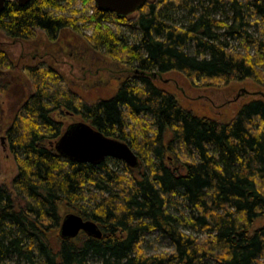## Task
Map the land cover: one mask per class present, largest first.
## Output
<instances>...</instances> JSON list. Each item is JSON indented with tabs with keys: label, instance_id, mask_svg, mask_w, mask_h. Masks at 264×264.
I'll return each instance as SVG.
<instances>
[{
	"label": "trees",
	"instance_id": "1",
	"mask_svg": "<svg viewBox=\"0 0 264 264\" xmlns=\"http://www.w3.org/2000/svg\"><path fill=\"white\" fill-rule=\"evenodd\" d=\"M79 1L86 10L76 9ZM94 3L8 2L0 13L3 39L33 42L41 34L56 43L70 32L125 76L112 95L90 102L62 70L44 62L26 68L31 92L4 132L17 174L11 188L0 185V264H259L264 99L222 123L183 108L153 77L175 72L190 82L251 80L264 87V29L258 38L249 32L258 19L264 23V0H148L127 18ZM168 7L185 9L188 17L178 22L167 16ZM120 27L137 39L132 42ZM236 41L243 53L232 46ZM11 68V55L0 46L3 91ZM67 117L127 144L139 167L62 158L54 146L74 124L67 125ZM68 214L94 222L102 238L81 233L63 240L60 228ZM154 232L169 237L172 253H146L144 239Z\"/></svg>",
	"mask_w": 264,
	"mask_h": 264
},
{
	"label": "rangeland",
	"instance_id": "2",
	"mask_svg": "<svg viewBox=\"0 0 264 264\" xmlns=\"http://www.w3.org/2000/svg\"><path fill=\"white\" fill-rule=\"evenodd\" d=\"M76 9L86 10L87 8H84L82 1H79ZM166 12L168 17H172L178 22L185 21V18L188 17L185 9L168 7ZM92 13L90 9L89 15ZM216 19H222L221 14H218ZM256 20L252 19L251 22ZM257 22H261V20L258 19ZM110 27L117 28L113 24ZM263 27V25L258 28L249 27V32L258 38ZM120 28L132 42L137 39L138 35L135 32L125 27ZM87 34L90 36L92 30H87ZM0 39V46L4 47L12 58V68L3 76L4 87H8L5 91L0 89V185L11 188L12 180L17 174V165L9 144L5 140L4 132L11 122L17 106L31 92L27 67L44 62L48 66L56 67L60 72L62 70L71 87L90 102L112 95L125 76L121 72L124 71L122 67L116 65L112 60L110 61L113 63L109 64L107 59L91 52L84 38L70 32H64L56 43H50L41 34H38L33 42H10L2 37ZM232 44L235 49L237 48L239 52L243 53L238 41ZM253 50L250 51L252 56L255 54ZM189 53H193V49L189 50ZM153 81L159 88L173 94L179 104L194 115L222 123L230 122L241 109L239 106L243 102L259 99L261 93L264 98L263 85L255 84L251 80L233 82L229 85H222L219 81L190 82L183 75L172 72L159 77L154 76ZM65 121L68 125L77 122V119L67 117ZM141 121L143 123V120ZM176 202L180 211L188 214L184 206L179 201ZM173 213L179 216L174 210ZM143 248L150 256L173 252L171 240L162 232H154L147 236L144 239ZM259 264H264V260Z\"/></svg>",
	"mask_w": 264,
	"mask_h": 264
},
{
	"label": "water",
	"instance_id": "3",
	"mask_svg": "<svg viewBox=\"0 0 264 264\" xmlns=\"http://www.w3.org/2000/svg\"><path fill=\"white\" fill-rule=\"evenodd\" d=\"M32 0H0V13L8 2H15L20 7ZM98 10L114 14L118 18H127L137 13L148 0H94ZM56 152L64 159L93 166L101 165L106 159L123 162L130 169L139 167V158L125 143L107 138L90 125L78 122L67 127L60 140L55 144ZM81 233L101 239L102 232L92 221H86L75 214L64 217L60 237L72 240Z\"/></svg>",
	"mask_w": 264,
	"mask_h": 264
},
{
	"label": "flooded vegetation",
	"instance_id": "4",
	"mask_svg": "<svg viewBox=\"0 0 264 264\" xmlns=\"http://www.w3.org/2000/svg\"><path fill=\"white\" fill-rule=\"evenodd\" d=\"M262 95H263V93H261L260 97H261V99H264V98L262 97ZM259 99H260V98H259ZM254 100H258V99H253V101H254ZM251 101H252V100H251ZM251 101H248V102L245 101V102H243L239 107L242 108L244 105H246L247 103H249V102H251ZM243 104H244V105H243Z\"/></svg>",
	"mask_w": 264,
	"mask_h": 264
},
{
	"label": "bare ground",
	"instance_id": "5",
	"mask_svg": "<svg viewBox=\"0 0 264 264\" xmlns=\"http://www.w3.org/2000/svg\"><path fill=\"white\" fill-rule=\"evenodd\" d=\"M260 23V24H259ZM264 26V23L261 21V22H257V24H254V26L256 27V28H258V27H261V26ZM264 28V27H263Z\"/></svg>",
	"mask_w": 264,
	"mask_h": 264
}]
</instances>
